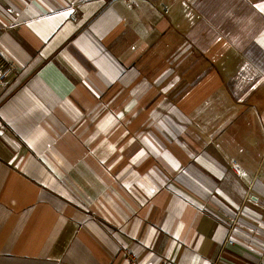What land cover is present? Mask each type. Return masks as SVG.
<instances>
[{
	"label": "crops",
	"instance_id": "0c3cea01",
	"mask_svg": "<svg viewBox=\"0 0 264 264\" xmlns=\"http://www.w3.org/2000/svg\"><path fill=\"white\" fill-rule=\"evenodd\" d=\"M264 0H0V264H264Z\"/></svg>",
	"mask_w": 264,
	"mask_h": 264
},
{
	"label": "built area",
	"instance_id": "2783aa9c",
	"mask_svg": "<svg viewBox=\"0 0 264 264\" xmlns=\"http://www.w3.org/2000/svg\"><path fill=\"white\" fill-rule=\"evenodd\" d=\"M19 73V66L16 62L7 59L0 54V84L4 83L8 78L16 76ZM1 131V122H0ZM132 264H140L138 259L129 255ZM161 264H173L169 261H163Z\"/></svg>",
	"mask_w": 264,
	"mask_h": 264
},
{
	"label": "snow or ice",
	"instance_id": "6c2138e0",
	"mask_svg": "<svg viewBox=\"0 0 264 264\" xmlns=\"http://www.w3.org/2000/svg\"><path fill=\"white\" fill-rule=\"evenodd\" d=\"M256 7L259 8L261 12H264V5H256Z\"/></svg>",
	"mask_w": 264,
	"mask_h": 264
}]
</instances>
